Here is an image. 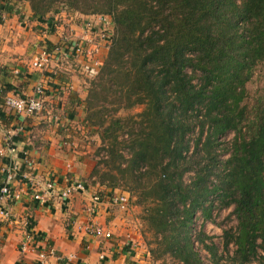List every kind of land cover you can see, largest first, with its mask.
Instances as JSON below:
<instances>
[{
	"label": "trees",
	"instance_id": "obj_1",
	"mask_svg": "<svg viewBox=\"0 0 264 264\" xmlns=\"http://www.w3.org/2000/svg\"><path fill=\"white\" fill-rule=\"evenodd\" d=\"M25 7L41 21L111 19L84 100L105 154L89 178L142 208L152 260L208 264L197 243L210 264H264V85L251 89L264 77V0H0V16ZM228 209L221 255L195 216Z\"/></svg>",
	"mask_w": 264,
	"mask_h": 264
},
{
	"label": "crops",
	"instance_id": "obj_2",
	"mask_svg": "<svg viewBox=\"0 0 264 264\" xmlns=\"http://www.w3.org/2000/svg\"><path fill=\"white\" fill-rule=\"evenodd\" d=\"M85 21L83 16L63 13L35 20L25 7L20 15L6 14L0 22V185L2 170L11 164L28 172L23 166L28 158L33 174L42 179L51 175L62 188L72 182L88 187L87 193L40 203L19 181L14 182L13 189L22 194L9 203V219L0 221V264H36L38 253L50 249L53 254L46 264H151L140 232V210L135 212L129 195L105 192L86 176L92 156L89 144H80L88 89L80 61L55 56L43 69L32 67L46 43L86 38ZM39 85L44 91L41 113L26 116L3 107L5 96L32 97ZM121 194L128 197L126 209L114 203ZM92 195H98L99 203L90 213ZM90 222L109 238L88 233Z\"/></svg>",
	"mask_w": 264,
	"mask_h": 264
},
{
	"label": "built area",
	"instance_id": "obj_3",
	"mask_svg": "<svg viewBox=\"0 0 264 264\" xmlns=\"http://www.w3.org/2000/svg\"><path fill=\"white\" fill-rule=\"evenodd\" d=\"M4 20V16H0V22ZM84 27L88 36L84 39L64 38L66 46L56 45L53 50L48 51L43 47L39 55L32 62L35 69H43L50 60L55 56H63L65 58L83 57L89 62L98 65L100 61V46L107 48L111 41V19L106 16H95L88 18L84 22ZM96 29V30H95ZM99 66V65H98ZM90 71L92 69H89ZM44 91L41 85L34 90L32 97H20L16 94H9L3 99V107L6 110L13 111L16 114H24L26 116H34L44 110ZM23 166L27 167L28 172H21L20 165H10L2 170L3 183L0 185V221L9 219L8 205L13 201L21 198L22 190L13 189L12 184L19 181L32 193L33 200L45 203L48 200L59 199L66 200L74 193H87L88 187L83 182H72L64 188L60 187L51 175L45 176V179L33 174L32 163L28 158L23 161ZM92 206L89 212H94V204L99 203L98 195H92ZM114 203L120 205L122 209H126L128 197L121 194L114 199ZM86 231L95 236L109 238L110 234L102 232V229L92 222L86 227ZM22 251L26 250V246L22 245ZM53 251L47 250L39 252L36 264H46L48 255L52 256Z\"/></svg>",
	"mask_w": 264,
	"mask_h": 264
},
{
	"label": "rangeland",
	"instance_id": "obj_4",
	"mask_svg": "<svg viewBox=\"0 0 264 264\" xmlns=\"http://www.w3.org/2000/svg\"><path fill=\"white\" fill-rule=\"evenodd\" d=\"M77 16H79V15H77ZM102 51H106V48H103V46H100V56H99L100 58H102L101 57L102 56L101 55ZM100 58L98 59V61H100ZM58 59L62 61V60H66L68 58L65 59V57L61 56ZM75 59L80 61V65L83 68V72H84L85 75H87L86 78L88 80V88H89V81H91L93 79V75H94V74L93 75L91 74L92 71H90L89 69H92L94 72H96L99 69V66H98L99 64L96 65V64H94V62H89L83 57H75ZM68 64H71V63H68ZM75 64L79 67V64L77 62L74 63V65ZM263 79H264V77L262 75H260L259 78L256 79L255 83L251 86V89L253 91H255L256 88H259V87L263 86L264 85L263 84L264 83ZM140 110H141V107L135 108L134 110H131V111H120L116 116L125 117V116L131 115V114H136ZM84 116H85V113H84ZM80 130L82 132L81 136H83V138L80 139L81 140L80 144L84 143L86 145V143H88L89 144V150L88 151L90 152V156H92L89 164L87 165V171H86V176H87V178H89L90 174H91L92 170L95 168L96 164L99 161H101V159L103 160L105 158V154L101 150L102 144L100 143L101 141H100V139L98 137V134H96L95 129L87 127L84 124L83 128H81ZM232 136L233 135L231 133L226 134L225 136H222L220 138V142L227 143V142H229L232 139ZM225 157H226V154H224V153H222L221 156H220V158H222V159H224ZM136 208H134L135 212L137 213L140 210V214H141L142 208L137 207V206H136ZM230 213H231V209H228L226 211H221V212H217L216 210H214L213 211V219L211 221L202 220L199 217V214H197L195 216V224H194L195 230L196 231L201 230L207 236L211 237L212 238V242L215 243V245L218 247L219 254H221V255H223L222 247H221L222 230L224 228H230V227H234L236 225V222H235L234 218L232 216H230ZM141 215H139V213H138L137 216H139L138 220H139V223L141 224L140 232H141V236H142V240H143V243H144L145 250H146V252L148 254V258L151 261V264H162L161 260L160 261H153L151 256H150L149 247L147 245L149 240H150V237L145 232V226H144L142 220L140 219ZM145 237H146V239H145ZM194 247L196 248V250L200 254L201 259L204 260L205 262H207L208 264H210L208 262V260H209L208 254L204 250H201V248L197 245V243H195ZM164 262H165V264H174L173 260L170 259L169 257H166Z\"/></svg>",
	"mask_w": 264,
	"mask_h": 264
}]
</instances>
